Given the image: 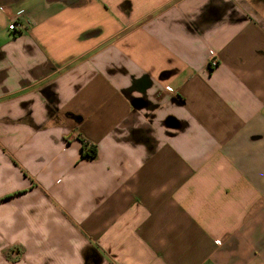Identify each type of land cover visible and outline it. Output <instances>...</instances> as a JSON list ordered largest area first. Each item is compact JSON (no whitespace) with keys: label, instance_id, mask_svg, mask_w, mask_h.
<instances>
[{"label":"crops","instance_id":"crops-1","mask_svg":"<svg viewBox=\"0 0 264 264\" xmlns=\"http://www.w3.org/2000/svg\"><path fill=\"white\" fill-rule=\"evenodd\" d=\"M0 264H264V0H0Z\"/></svg>","mask_w":264,"mask_h":264},{"label":"trees","instance_id":"trees-1","mask_svg":"<svg viewBox=\"0 0 264 264\" xmlns=\"http://www.w3.org/2000/svg\"><path fill=\"white\" fill-rule=\"evenodd\" d=\"M212 68V67H210ZM97 156V147L94 144L87 142L83 143L82 158L94 159Z\"/></svg>","mask_w":264,"mask_h":264},{"label":"built area","instance_id":"built-area-1","mask_svg":"<svg viewBox=\"0 0 264 264\" xmlns=\"http://www.w3.org/2000/svg\"><path fill=\"white\" fill-rule=\"evenodd\" d=\"M21 14H22V11L18 12V15L17 16H20ZM19 26H21V24L15 18L9 24L8 29L10 31H16V30H18ZM209 51L212 52L211 49H209ZM217 65H218L217 58L215 56H211L210 59H209V66L213 68V67H215Z\"/></svg>","mask_w":264,"mask_h":264},{"label":"water","instance_id":"water-1","mask_svg":"<svg viewBox=\"0 0 264 264\" xmlns=\"http://www.w3.org/2000/svg\"><path fill=\"white\" fill-rule=\"evenodd\" d=\"M134 105H135V107H141L142 103H141V101H136L134 103ZM166 124H167V126H169L171 128L178 127V122L173 117H168L166 120Z\"/></svg>","mask_w":264,"mask_h":264}]
</instances>
